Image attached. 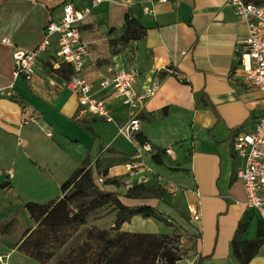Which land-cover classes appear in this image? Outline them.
<instances>
[{"label":"crops","instance_id":"0c3cea01","mask_svg":"<svg viewBox=\"0 0 264 264\" xmlns=\"http://www.w3.org/2000/svg\"><path fill=\"white\" fill-rule=\"evenodd\" d=\"M65 1L89 8L80 24L81 39L89 47L83 74L97 96L111 99L116 123L80 111L76 94L61 87L49 71L53 45L39 55L31 79L13 76L14 46L37 47L46 24L61 16ZM126 17L137 19L146 29L144 35L112 43L123 34ZM246 33V23L226 0H100L93 6L91 0H0V190L8 200L18 198L23 204L48 201L61 195L62 182L88 158L96 177L119 181L118 186L98 183L101 188L119 193L125 204L148 203L160 210L158 199L123 196L134 184L125 165L141 161L132 173L135 183L147 184L150 172H159L165 188L178 187L200 213L199 221L191 220L197 229L194 252L175 264H196L200 256V264H242L232 250L236 228L240 221L247 222L241 239L251 240L260 225L256 211L244 203L243 184L236 177L243 159L232 150L234 134L252 129L259 114L261 93L236 67V45ZM3 37L12 45L2 43ZM117 65L138 70V91L159 79L139 113L138 134L157 149H170L176 165L169 168L188 177L183 189L157 169L162 164L151 154L136 157V146L142 143L136 135L128 140L118 132L128 119L127 107L97 84L99 74H109ZM175 144L178 148L172 147ZM27 170L35 174L33 182L24 181ZM113 208L91 211L79 228L112 227ZM105 217L110 221L106 226L101 224ZM133 219L153 222L154 232L145 233L166 234L150 217L136 214ZM133 229L127 221L120 224V230L139 232ZM246 264H264V237Z\"/></svg>","mask_w":264,"mask_h":264},{"label":"built area","instance_id":"2783aa9c","mask_svg":"<svg viewBox=\"0 0 264 264\" xmlns=\"http://www.w3.org/2000/svg\"><path fill=\"white\" fill-rule=\"evenodd\" d=\"M99 1L91 0V5ZM226 2L247 25L245 37L240 44L236 45L237 70L245 82L257 87L261 93L259 114L253 128L234 134L232 150L236 156L243 159V164L236 169V177L243 184L244 203L248 209L256 211L264 227V0L260 3L251 0H226ZM87 12L89 8L77 7L71 1H65L62 4L61 16L46 24L43 39L37 47L23 49L14 46L13 76L15 78L22 75L27 80L31 79L39 55L53 45L49 70L59 77V85L76 94L81 112H89L107 122L116 123L111 115V99L108 96H97L93 91V82L83 74L89 47L81 39L80 24ZM1 42L12 45L11 41L5 37L1 39ZM63 64L69 67L70 72L66 76L57 72ZM138 74L134 66L117 65L110 69L109 74H99L97 83L99 89L109 91V96L117 98L127 107L128 119L118 127V132L128 140L140 132L139 113L146 99L154 95L160 82L157 78L138 91L135 88ZM3 93L4 89L0 87V95ZM1 117L2 109L0 108V119ZM24 122H27V118H24ZM152 150V143L147 139L136 146V157L139 159L144 152ZM166 152L170 154L171 151L166 148ZM141 165L142 162L138 161L130 162L125 166L128 171H131ZM8 176H11L10 172ZM96 181L102 183L104 179L98 176ZM188 210L191 220L199 221L200 213L193 203L188 204ZM0 264H8L7 254L0 253Z\"/></svg>","mask_w":264,"mask_h":264},{"label":"trees","instance_id":"16d2710c","mask_svg":"<svg viewBox=\"0 0 264 264\" xmlns=\"http://www.w3.org/2000/svg\"><path fill=\"white\" fill-rule=\"evenodd\" d=\"M145 30L137 19L126 17L123 34L113 39L112 43L138 39L144 35ZM57 72L66 76L70 71L69 67L63 64ZM136 136L140 142L146 140L138 133ZM163 151H166V148L156 149L151 159L157 164H162ZM87 163L88 158L62 182L60 196L45 202L27 201L23 204L36 224L25 231L18 245L19 251L40 264H46L54 257L56 251L71 239L73 233L86 223L91 211L105 205H113L116 210L113 226L88 227L82 238L55 264H158L159 261L162 264H175L180 257L175 255L172 246H169L173 236L120 230V224L136 214L165 222L168 218L151 204H125L119 193L101 188L96 181L94 167L87 166ZM103 182L119 185V181L114 178L104 179ZM154 184L155 181L147 184L136 182L123 196L133 200L158 199L163 202L166 199L157 193ZM259 224L257 236L251 240L241 239L247 222L240 221L236 228L232 250L242 264H246L253 257L263 241L264 227L260 222ZM201 259L200 256L196 264H200Z\"/></svg>","mask_w":264,"mask_h":264},{"label":"rangeland","instance_id":"374dc122","mask_svg":"<svg viewBox=\"0 0 264 264\" xmlns=\"http://www.w3.org/2000/svg\"><path fill=\"white\" fill-rule=\"evenodd\" d=\"M255 3H259L261 0H251ZM174 148H178L177 145H172ZM156 146L153 145V150L151 152H144L143 154L149 155L153 154L156 151ZM136 151V150H135ZM137 152V151H136ZM141 155L140 159L142 158ZM132 160V159H130ZM165 160V161H163ZM176 163V160H172L171 156L163 151L162 154V165H157V169L163 173L165 177L172 180L174 183L179 185L182 189L185 187L188 182L187 174L183 170H177L175 168L170 169L169 165ZM176 165V164H175ZM137 168H133L128 172L130 174L129 183H135L137 177L132 176V173ZM150 181H155L154 188L157 193L162 195L166 200L159 203V209L169 220L166 222L150 216V219H154L157 225L163 227L162 233L173 236V240L170 241L169 246H172V249L175 255L179 256L180 259H186L191 257L195 248L196 240V226L191 221L188 210V200L183 197V193L178 187L174 188L171 186L170 191L165 188L164 183L162 182V174L159 172H150ZM159 176L161 179H159ZM24 181H34L35 174L32 170H27L26 175L23 176ZM154 183V182H153ZM101 184V183H100ZM28 192L36 194V190L30 189ZM170 203V204H169ZM254 220L257 221L256 215H253ZM147 217H144L146 219ZM129 226H132L133 230L145 232L147 230L151 231L155 226L153 222H145L143 220H128ZM110 223L108 218H104L101 222L102 225L106 226ZM34 220L28 215L26 210L23 207V203L18 200V198L10 199L6 197L3 191L0 190V253H10L8 256V263L10 264H40L36 260L26 256L18 249L19 242L21 241L25 231L31 229L35 226ZM87 228H78L76 232L73 233L71 239L67 243L56 251L54 257L47 262L46 264H55L65 252L68 251L70 247L77 243V240H80L84 235V232ZM143 230V231H142ZM157 230V229H156ZM161 230V229H159ZM168 230V231H164ZM154 232V231H151ZM168 232V233H167ZM20 258L19 260L17 259ZM179 259V260H180ZM158 264H162L160 261Z\"/></svg>","mask_w":264,"mask_h":264}]
</instances>
